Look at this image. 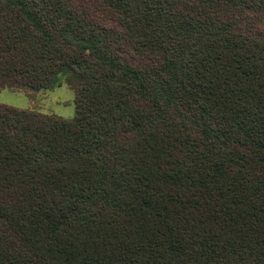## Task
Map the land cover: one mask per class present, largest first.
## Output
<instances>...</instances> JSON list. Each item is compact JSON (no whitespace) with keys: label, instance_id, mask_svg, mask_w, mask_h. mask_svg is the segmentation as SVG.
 Listing matches in <instances>:
<instances>
[{"label":"trees","instance_id":"1","mask_svg":"<svg viewBox=\"0 0 264 264\" xmlns=\"http://www.w3.org/2000/svg\"><path fill=\"white\" fill-rule=\"evenodd\" d=\"M61 76L0 103V264H264V0H0V91Z\"/></svg>","mask_w":264,"mask_h":264},{"label":"rangeland","instance_id":"2","mask_svg":"<svg viewBox=\"0 0 264 264\" xmlns=\"http://www.w3.org/2000/svg\"><path fill=\"white\" fill-rule=\"evenodd\" d=\"M60 82L61 85L55 84L42 90L26 88L15 91L3 89L0 91V103L72 119L77 114L75 90L65 82L62 76Z\"/></svg>","mask_w":264,"mask_h":264}]
</instances>
